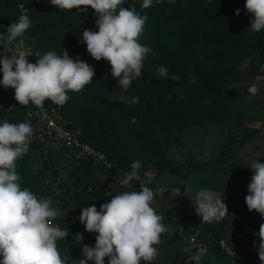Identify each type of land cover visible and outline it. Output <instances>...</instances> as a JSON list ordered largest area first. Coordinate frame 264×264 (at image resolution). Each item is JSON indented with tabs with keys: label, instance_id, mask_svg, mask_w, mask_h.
<instances>
[{
	"label": "trees",
	"instance_id": "trees-1",
	"mask_svg": "<svg viewBox=\"0 0 264 264\" xmlns=\"http://www.w3.org/2000/svg\"><path fill=\"white\" fill-rule=\"evenodd\" d=\"M135 2L137 10L148 16L139 42L151 47L156 55L146 57L141 79L124 92L111 76L110 64L103 59L95 61L87 53L86 44L79 42L85 29L98 31L93 9L89 7L86 13L77 9L60 11L49 0H0V34H6L7 26L21 15H28L32 21L12 48L22 40L33 54L55 51L62 55L66 50L71 58L79 56L95 68L92 82L80 92H68L70 99L60 106L61 113L67 127L82 142L103 151L118 168L97 163L86 154L77 157L76 148L60 141H42L37 137L38 120L28 116L33 104L20 105L14 89L0 85L5 92L0 102V123L5 119L10 123L28 120L34 128L27 154L16 161L21 187L29 188L39 198L50 197L52 207L60 209L52 223L70 233L65 240L57 241L58 249L75 260L82 258L84 244L95 245L97 235L86 232L79 222L80 208L94 204L99 210L112 195L139 191L141 180L132 181V189L120 183L133 161L142 162L138 174L148 180L147 187L153 190L167 183L183 192L187 185L193 187L192 172L209 162L225 161L223 156L206 161L194 156L172 158L173 144L182 143L188 133L201 134L204 140L213 121L218 120L229 121L225 124L231 126L232 133L244 130L238 140L231 139V133L223 151L236 141L243 147L250 138L264 135L260 126H244L253 120L264 126V99L248 97L251 84L264 87V30L255 33L250 29L252 17L244 8L245 0H174L171 4L162 0L148 9H140L142 0ZM237 8L239 16L235 15ZM28 59L35 63L37 57ZM160 65L167 67L169 76L178 74L180 79H158ZM192 76L198 78L196 83L189 82ZM122 94L129 99L138 97L139 103L114 100ZM154 193L151 206L164 217L162 223L168 231L161 234V243L154 245L159 249L158 257L151 262L141 260L140 264H193L188 261L187 237L191 235L209 249L205 264H220L222 258L232 260V264H246L253 259L254 240L235 237L242 224L235 217L240 214L229 206V215L220 222L201 223L185 196L173 199L171 193ZM77 233L84 236L81 243ZM222 239L235 250L234 257L221 250ZM211 253L219 257L217 263L208 260ZM107 260L105 257V264Z\"/></svg>",
	"mask_w": 264,
	"mask_h": 264
},
{
	"label": "clouds",
	"instance_id": "clouds-1",
	"mask_svg": "<svg viewBox=\"0 0 264 264\" xmlns=\"http://www.w3.org/2000/svg\"><path fill=\"white\" fill-rule=\"evenodd\" d=\"M60 11L77 9L87 12L94 10L95 25L98 31L85 29L80 43L86 44L87 53L97 62L106 60L110 64L111 76L117 81V87L127 92L133 81L141 79L146 57L156 55L139 38L144 32L148 20L137 10L135 0H49ZM162 0H142L140 9H148ZM174 0H168L173 3ZM128 7H124L125 4ZM244 8L251 14L250 29L255 33L264 30V0H245ZM240 9L235 10L239 16ZM32 21L28 15H21L17 22L7 26L6 34H0V43L4 55H0V85L4 89H14V98L22 106L31 102L43 110L44 102L63 106L70 99L68 92H80L93 81L95 68L77 56L71 58L65 50L62 55L55 51L33 54L23 45V41L12 50L14 41L30 28ZM2 27V26H0ZM11 54H7V53ZM35 56V63L29 57ZM157 78L178 81L179 75L169 76L166 66L157 68ZM192 76L190 83H196ZM259 86L255 83L248 92L255 96ZM181 94V99H183ZM121 103L138 104V97L130 99L125 95L115 97ZM31 112L28 113L30 117ZM34 128L25 120L0 123V264H140L141 260L151 262L159 255L154 247L161 243V234L168 231L162 223L164 217L158 215L151 206L154 191L140 184L139 191H122L112 195L110 201L100 205L99 210L93 204L80 208L79 222L88 233H96L95 245L84 244L81 247L82 258L75 260L70 255H62L57 241L69 236L54 221L60 215V209L52 207L50 197L39 198L29 188L21 187V177L16 161L27 154L33 139ZM111 167V166H110ZM142 167L140 160L130 164V171L120 181L122 186L132 189V181L140 180L138 174ZM252 169L251 181L247 186L245 204L251 212L255 210L264 220V163L255 160L249 166ZM183 193L191 201L201 223L220 222L229 215L224 198L217 191L201 188L193 189L187 185L183 192L172 189L173 199ZM259 242H253L261 264H264V223L254 233ZM83 241L82 233L75 235ZM203 252H197L191 259L200 264Z\"/></svg>",
	"mask_w": 264,
	"mask_h": 264
},
{
	"label": "rangeland",
	"instance_id": "rangeland-1",
	"mask_svg": "<svg viewBox=\"0 0 264 264\" xmlns=\"http://www.w3.org/2000/svg\"><path fill=\"white\" fill-rule=\"evenodd\" d=\"M4 93L0 89V102ZM248 97L257 101L264 99V87L259 88L255 96L249 93ZM249 109L252 110L253 107L249 105ZM228 122L224 120L213 121V126H210V134L204 135L205 141L201 134L188 133L182 143L176 142L173 144L170 156L180 160L190 159L194 156L198 161L223 156L225 161L209 162L204 168L190 174L194 178L192 181L193 189L207 188L217 191L222 198L225 197L224 203L229 206L230 210L240 214L247 223L264 222L255 210L250 212L245 204V196L248 194L247 186L253 174L249 166L255 160L264 163V135L250 138L243 147H239V143L236 141L233 147L227 146L226 151H223V147L227 142L235 138L238 140L245 134L242 129L234 130L233 133L230 132L231 126L225 124ZM244 126L248 128L260 126L264 132V126L262 127L257 120L246 121ZM230 134L231 139L229 138ZM218 258L214 253H211L208 260L217 263ZM219 263L232 264L233 261H226L225 258H222Z\"/></svg>",
	"mask_w": 264,
	"mask_h": 264
},
{
	"label": "built area",
	"instance_id": "built-area-1",
	"mask_svg": "<svg viewBox=\"0 0 264 264\" xmlns=\"http://www.w3.org/2000/svg\"><path fill=\"white\" fill-rule=\"evenodd\" d=\"M12 48V47H11ZM16 48H12L15 50ZM4 48L0 49V55H4ZM32 115L30 117L36 118L39 122L37 137L42 141L56 140L64 143L67 146L74 147L78 150L77 157L86 154L93 158L95 162L102 163L107 167L118 168L116 164H113L105 153L92 145L82 142L74 133V131L67 127L66 121L61 113L60 106L51 103L44 102V109L41 110L33 105L32 110L30 111ZM140 180L142 183L147 186L148 180L143 179L140 176ZM172 189H179L182 192V189L179 186H175L172 184H160L159 186L153 189L154 192L158 193H171ZM181 195L185 196L183 193ZM187 201L189 202L190 207L195 211L192 201L185 196ZM235 217L241 222L242 226L235 233V237L239 239H251L259 242V237L254 235V233L259 231L258 224L247 223L242 219L240 215H235ZM188 250L190 251V255L188 257V261L196 264L191 257L197 252H203L202 258L200 260V264L204 263L205 258L209 253L208 247L196 236H188ZM219 246L222 251L226 252L227 255L234 257L236 252L231 247V245L225 240L222 239L219 243ZM253 259L246 264H261L257 252L254 249L252 252Z\"/></svg>",
	"mask_w": 264,
	"mask_h": 264
},
{
	"label": "crops",
	"instance_id": "crops-1",
	"mask_svg": "<svg viewBox=\"0 0 264 264\" xmlns=\"http://www.w3.org/2000/svg\"><path fill=\"white\" fill-rule=\"evenodd\" d=\"M260 223H262V222H260ZM256 224H258V223H256Z\"/></svg>",
	"mask_w": 264,
	"mask_h": 264
}]
</instances>
